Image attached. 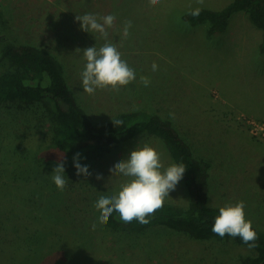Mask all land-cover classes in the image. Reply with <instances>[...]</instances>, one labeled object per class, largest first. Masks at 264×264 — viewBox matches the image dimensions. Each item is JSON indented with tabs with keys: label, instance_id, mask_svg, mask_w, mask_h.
I'll list each match as a JSON object with an SVG mask.
<instances>
[{
	"label": "rangeland",
	"instance_id": "rangeland-1",
	"mask_svg": "<svg viewBox=\"0 0 264 264\" xmlns=\"http://www.w3.org/2000/svg\"><path fill=\"white\" fill-rule=\"evenodd\" d=\"M231 1L203 0L201 4L198 0H159L152 6L149 0H0V5H4L3 13L0 12V58L8 46L21 44L34 45L53 54L63 65L80 105L97 123L123 111L161 114L172 122L195 157L211 162L210 202L223 207L243 201L246 219L264 229L263 31L244 11L234 13L227 28L214 34L208 33L210 23L194 24L184 17L194 8L220 9ZM85 14L116 17L113 26L107 28V41L99 33L81 29V22L75 17ZM127 21L132 26L124 38ZM1 34L5 36L1 38ZM106 42L116 45L121 58L135 70L136 80L118 92L97 89L89 95L82 88L81 73L86 64L82 51L94 46L98 50ZM153 62L158 65L156 71L152 70ZM141 76L150 79L147 87L140 81ZM44 111L50 113L41 104L36 115ZM37 116L31 121L22 116L15 120L9 110L1 109L0 130L4 134L38 132L33 124L44 125L48 121L45 116ZM13 139L11 145L7 140L2 141L1 148L5 143L13 147L17 140L13 142ZM145 144L160 153L164 169L176 164L161 140L138 135L102 155L94 147L80 153L79 163L88 167L89 176L77 175L73 161L65 160L63 191L52 184L54 169L47 166L42 169L51 176L43 182L41 179V184L39 178L30 181L21 178L22 182H16L11 175L14 155L8 152L5 157V151L0 148V160L2 157L4 165L9 166L6 174L0 176V185L3 181L8 188H13L12 183L23 185L22 189L37 185L25 202L2 192L4 214H0V220L5 227L0 231V264H17L11 262L23 255L22 243L12 242L17 230L10 226L11 222L19 221L17 227H20L35 216L44 219L47 205L62 217L63 237L71 239L74 232L89 238L82 249L91 264H240L244 257L254 254V249L232 239L200 242L184 234L166 232L148 245L102 228L95 203L101 196L117 194L130 179L112 175L109 169ZM98 174L103 179L97 180ZM2 188L7 189L5 185ZM186 195L182 178L165 200L185 201ZM9 215L12 219H7ZM7 232L8 240L3 241ZM59 235H54L53 242L59 240L61 252L52 253L45 260L28 255L30 260L25 264H56L57 257L62 258L63 250L67 249Z\"/></svg>",
	"mask_w": 264,
	"mask_h": 264
},
{
	"label": "trees",
	"instance_id": "trees-1",
	"mask_svg": "<svg viewBox=\"0 0 264 264\" xmlns=\"http://www.w3.org/2000/svg\"><path fill=\"white\" fill-rule=\"evenodd\" d=\"M199 9L201 11L198 16L191 15V10L184 17L194 24L210 23L209 34L225 30L230 17L236 12L244 11L252 22L262 29L264 40V0H232L220 9L205 7ZM3 10L4 5H0V12L3 13ZM8 21L10 22L11 19L8 18ZM4 36L1 34V38ZM3 53L0 58V110H9L15 120L22 116L27 121L37 116V107L41 104L46 105L50 110L49 114L44 111L37 116V118L45 116L48 122L44 125L30 122L38 132L4 134L0 130V148L2 141L7 140L11 145V139L14 138L13 142L17 139L13 147L5 143L1 148L5 151V157L8 156V152L14 155L11 175L16 182H22L21 178L27 181L31 178H39L38 183L41 179L43 182L48 180L51 174L49 172L46 174L42 168L47 166L51 170L54 169L57 163L61 162L62 157V162L73 161L70 159L93 147L99 149L102 155L103 152L126 140L147 134L161 140L175 163L185 166L183 178L187 188L186 199L185 201L165 200L163 207L154 215L147 217L150 221L148 224H140L137 220L125 223L120 220L119 214L114 212L107 224L101 225L102 228L105 231H116L131 240L147 242L148 245L154 243L152 240L157 242L161 234L167 232V234H184L200 242H224L232 239L237 244L248 246L238 236L225 235L221 238L211 231L220 208L210 202L208 195L210 192L208 177L212 164L207 159L194 156L190 146L170 120L163 118L159 113L146 114L141 110H133L123 111L102 123H97L80 105L67 81L63 65L53 54L30 44L8 46ZM117 121L121 123H116ZM3 162L1 157L0 176H4L5 169L8 170L9 167ZM2 184L7 189L0 185V214H4V210L1 209L2 192L11 193L10 195L12 197L15 195L17 201L25 202L26 198L32 196L33 188L37 186L33 184V188L22 189L23 185L13 186L12 183L13 188H8L6 182L3 181ZM52 184H55L54 181ZM46 207L45 220L35 216L29 223H22L20 227H17L19 221L11 222L10 226H14L17 230L12 242L15 245L21 242L20 248H23L22 258L11 263L25 264L30 260L27 256L31 254L45 260L50 254L61 252L59 240L53 242L54 235L60 234L59 237L61 236L67 249L63 250L62 258L57 257L56 264H91L86 251L82 249L89 238L74 232L71 239L63 237L62 217L57 216V211L53 212L50 205ZM97 215L99 218V211ZM15 216H19L18 213H15ZM9 218L11 215L7 217ZM1 223L0 231L5 227L0 220ZM252 227L258 236L255 242L257 246L252 248L255 253L244 257L240 264H264V229L253 224ZM8 233L3 237V241L8 240Z\"/></svg>",
	"mask_w": 264,
	"mask_h": 264
},
{
	"label": "clouds",
	"instance_id": "clouds-1",
	"mask_svg": "<svg viewBox=\"0 0 264 264\" xmlns=\"http://www.w3.org/2000/svg\"><path fill=\"white\" fill-rule=\"evenodd\" d=\"M159 0H149V4L155 6ZM203 3V0H198ZM201 9L196 8L191 11V15L198 16ZM75 19L81 22V29L85 32L99 33L107 41V28H111L116 17L107 15L97 17L94 14L77 16ZM102 21V22H101ZM131 21L125 22L123 37L127 38ZM76 51H81L77 49ZM86 60L85 68L81 73L83 92L89 95L95 94L97 89L119 91L136 80L135 70L128 66L127 62L121 58V53L113 43L106 42L98 50L89 47L82 51ZM152 70H158V65L153 62ZM140 81L145 87L150 84L147 76H141ZM174 115V114H170ZM116 123H121L117 121ZM57 163L53 170L52 179L56 187L63 191L66 186L65 169L62 162ZM77 175L89 176L87 166L79 163V154L73 158ZM163 169V171H162ZM183 164H172L164 169L161 162L160 153L153 147L145 144L131 151L130 156L123 161L117 162L113 168L109 169L112 175H123L130 179L121 185L117 194L112 196H101L95 203V208L100 212L99 223L106 225L109 217L114 213L119 214L121 221L131 223L137 220L140 224H148L147 217L163 207L165 198L169 197V192L174 191L179 181L185 173ZM97 180L103 179L101 175L96 176ZM246 205L243 201L235 204L227 203L219 208V215L216 216L211 231L223 238L225 235L240 237L242 242L249 248L256 247L258 239L256 231L253 229L251 221L246 219ZM93 229L96 225L93 224Z\"/></svg>",
	"mask_w": 264,
	"mask_h": 264
}]
</instances>
